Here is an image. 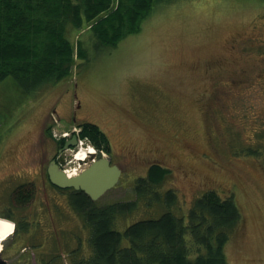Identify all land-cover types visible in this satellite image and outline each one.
Wrapping results in <instances>:
<instances>
[{
  "label": "rangeland",
  "instance_id": "374dc122",
  "mask_svg": "<svg viewBox=\"0 0 264 264\" xmlns=\"http://www.w3.org/2000/svg\"><path fill=\"white\" fill-rule=\"evenodd\" d=\"M176 2L159 5L139 32L112 49L95 46L90 29L98 19L72 34L70 70L54 86L30 93L14 77L0 83V213L13 204L16 183L36 177L26 168L41 145L42 130L54 152L62 135L80 134L79 124L91 123L113 141V163L124 172L95 204L136 203L133 212L116 220L117 229L168 210L183 216L196 199L214 191L233 196L242 210L241 234L225 247L229 264H264V0ZM54 110L60 117L76 110L79 123L63 128L51 115ZM96 150L104 152L105 145ZM156 164L169 170L159 189L173 191L170 207L151 196L137 198L139 180ZM25 186L30 192L31 184ZM62 201L50 199L53 218L42 219L48 208L41 196L23 214L42 221L40 240L48 238L57 204L66 220L61 234L66 252L77 246L87 250L89 229ZM18 245L6 255L17 257L23 248ZM48 247L54 249L53 240ZM8 260L37 264L32 257Z\"/></svg>",
  "mask_w": 264,
  "mask_h": 264
},
{
  "label": "trees",
  "instance_id": "16d2710c",
  "mask_svg": "<svg viewBox=\"0 0 264 264\" xmlns=\"http://www.w3.org/2000/svg\"><path fill=\"white\" fill-rule=\"evenodd\" d=\"M176 1L117 0L112 8L114 0H0V83L11 76L30 93L54 86L70 70L72 34L98 19L90 29L95 46L112 49L139 32L155 8ZM81 125L80 137L89 138L99 149L103 143L106 149L108 139L98 126ZM148 169L135 188L137 198L151 196L152 201L170 207L175 202L173 191L159 189L169 170L158 164ZM71 203L90 238L87 250H78L69 264H229L225 247L241 234L243 225L235 198H222L214 191L196 199L183 216L168 210L122 232L116 220L133 212L135 202L98 206L83 191H73Z\"/></svg>",
  "mask_w": 264,
  "mask_h": 264
},
{
  "label": "flooded vegetation",
  "instance_id": "af4514ba",
  "mask_svg": "<svg viewBox=\"0 0 264 264\" xmlns=\"http://www.w3.org/2000/svg\"><path fill=\"white\" fill-rule=\"evenodd\" d=\"M79 106V105H78ZM66 108V107H65ZM68 109V108H66ZM51 115L58 116V122L60 125L65 128V125L71 123L74 125H77L78 119L76 118V110H72L71 112H67V114L64 115L65 117H60L57 115L56 111H52ZM71 121V122H69ZM68 122V123H67ZM62 123V124H61ZM83 124V122L81 123ZM79 124V125H81ZM41 137V145L38 147L37 151L33 152V160L29 161V167L26 168V170H33L36 173V177L29 182L28 180H21L18 183H16V191L13 192V197L15 196V193L17 192V197L12 198L13 204L11 206H8L3 213H0L1 217L7 218L11 220L15 224V232L11 236V238L6 242L5 245H1V255L2 257L8 262V264H12L10 260L16 259L17 262H22L23 259H27L29 257H32L34 260H37V264H44V263H50V264H60V263H67L72 259L73 256L77 255L78 250L81 249L80 246H77L75 249L68 250L66 252L65 250V244H63V239L61 237L62 232H65L66 227V220L62 217V208L58 207L57 204H55L58 208L55 206V210L57 211V222L52 224L53 229L51 230V233L45 234V237L40 240V232L42 228V221L40 222H34L30 220L25 214H23V211L26 209V207L30 206L34 201L38 198V196H41L42 198H45V204L47 206V210L45 211L42 219L45 215H49L50 217H54L51 215V209H50V199L59 198L60 200H63L60 202L62 207L68 206L72 209L74 217H76V211L71 203V198L73 191L78 192V190H74L72 188L68 189H62L55 185H53L50 181V177L48 175V168L51 164V162L55 161L56 164L60 167L61 170L68 165L71 162V155L69 154V150H65L64 146L67 142L66 139H61L59 144L55 143V150L54 152L49 149L48 141L51 140L50 136L46 135L44 133V130H42V135H39ZM113 141L108 139L107 145H106V155L113 163V149L112 143ZM112 146V147H111ZM116 149V147H114ZM117 151V150H116ZM119 153V152H117ZM116 153V154H117ZM123 153V152H121ZM52 154V155H51ZM120 154V153H119ZM64 161V164H61V162ZM119 167L123 168L119 165ZM18 174V173H17ZM124 172L122 173L123 176ZM120 177V180L122 178ZM38 180V183H37ZM25 184L29 185L31 184V191H27L25 189ZM38 190H41L43 193H39ZM37 196L34 198V200L28 204V202L32 199L31 196ZM65 196L67 198L64 200ZM26 197V198H25ZM25 198V199H23ZM24 200V201H23ZM64 205H63V204ZM61 209V212H60ZM78 214V213H77ZM49 217V219H51ZM46 221V220H45ZM54 241L55 247L54 249H50L48 247V244L50 241ZM17 243H20L18 246H22L23 248L19 250L17 257H9L6 254L9 252H13L15 249V246Z\"/></svg>",
  "mask_w": 264,
  "mask_h": 264
},
{
  "label": "water",
  "instance_id": "95a60500",
  "mask_svg": "<svg viewBox=\"0 0 264 264\" xmlns=\"http://www.w3.org/2000/svg\"><path fill=\"white\" fill-rule=\"evenodd\" d=\"M77 143V139L74 136L65 144L64 149L74 147ZM90 159H94L93 154L90 155ZM61 164H64V161ZM122 173L123 171L119 165L112 164L111 160L106 157L89 162L79 175L72 178H69L55 161L51 162L48 168V175L53 185L62 189L73 188L74 190H81L92 201H97L106 192L114 188L119 183ZM0 264H7L1 253Z\"/></svg>",
  "mask_w": 264,
  "mask_h": 264
},
{
  "label": "bare ground",
  "instance_id": "6f19581e",
  "mask_svg": "<svg viewBox=\"0 0 264 264\" xmlns=\"http://www.w3.org/2000/svg\"><path fill=\"white\" fill-rule=\"evenodd\" d=\"M94 152L96 151L92 147H84L78 153H76V156L74 155V160L76 162H80V164H82L81 166H84V164L89 160V154H94ZM76 175H78L77 172L68 174L69 177H74ZM13 230L14 223L11 220L0 217V250L2 243H4L13 235Z\"/></svg>",
  "mask_w": 264,
  "mask_h": 264
},
{
  "label": "built area",
  "instance_id": "2783aa9c",
  "mask_svg": "<svg viewBox=\"0 0 264 264\" xmlns=\"http://www.w3.org/2000/svg\"><path fill=\"white\" fill-rule=\"evenodd\" d=\"M72 171H76V169L73 168V169H69V170H67V172H72Z\"/></svg>",
  "mask_w": 264,
  "mask_h": 264
}]
</instances>
